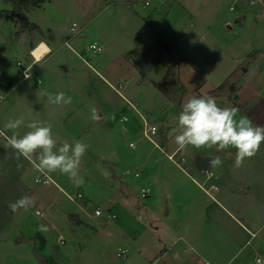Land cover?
<instances>
[{
  "label": "rangeland",
  "instance_id": "1",
  "mask_svg": "<svg viewBox=\"0 0 264 264\" xmlns=\"http://www.w3.org/2000/svg\"><path fill=\"white\" fill-rule=\"evenodd\" d=\"M9 9L11 5L0 0V11ZM262 11L264 0L254 4L249 0H46L41 7L27 12L28 21L37 29L20 28L14 16L0 17L2 127L9 119L23 117L25 125L39 120L52 125L58 146L77 140L88 145L80 166L82 184L77 185L57 171L48 174L55 184L37 185L33 183L37 172L29 161L26 160L21 171L3 167L14 150L5 148V139L0 138L3 158L0 184L19 173V192L31 190L30 196L35 200V205L27 211L21 209L14 213L0 231V264H42L25 239L42 224L52 234V242L49 251L39 253L53 257L50 261L54 260V264H162L160 234L153 227L163 223L173 227L179 219L175 213L177 180L179 186L188 188V196L195 198V204L189 205L190 215L200 216L199 210L205 206V213L212 216L210 207L213 199H219V193L209 190L212 199L184 177L183 172H190L185 166L187 149L174 155L181 168L167 155L178 146L175 135L182 105L189 98L216 87L237 64L256 51L258 56L249 64L244 63L242 71L245 70L244 78L250 84L264 90ZM73 23L75 30L71 31ZM159 37L173 44L185 58L179 75V85L185 89L182 95L178 93L175 102L166 98L153 83L162 80L165 66L150 57L144 59L145 64L138 55ZM38 40L46 41L52 51L42 66H32L30 78H23L21 69L30 62L27 61L28 44ZM91 44L103 51H93ZM44 81L48 86L45 97L41 96ZM59 92L70 96L72 104L56 105L48 101L47 94ZM127 100L133 103L134 109ZM222 100V108L232 107L229 100ZM92 107L97 110L95 119L90 111ZM138 113L156 126L157 131L151 135L153 142L143 136V122ZM250 115L252 112L247 117L254 125L264 121V112L257 114L256 121L260 123ZM123 116L126 120L121 119ZM163 119H168L172 127L168 151L159 140L157 126L163 124ZM5 131L8 136L13 134ZM16 131L23 135L28 129L22 125ZM131 142L134 148L129 146ZM254 157L259 160L255 165L261 167L259 178L240 174L241 168H234L233 163V168L226 170L230 171L229 184L222 191L234 188L237 191L242 177L246 184H254L245 198L233 195V201L241 207L231 209L229 203L220 199L244 223L247 218L252 222L250 219L257 220L264 215L251 210L256 204L264 203V143ZM134 171L140 177H134ZM143 173H147L148 178L144 179L149 184L141 177ZM142 187L147 188V196H143ZM78 193H81L79 197ZM40 209L44 217L35 214ZM168 209L171 212L166 215ZM95 210L100 211L99 216L94 214ZM68 213L79 215L78 224L68 223ZM78 219L69 216V221ZM55 221H64L65 229L59 232L54 226L57 232H53ZM254 224L250 226L252 232L256 231ZM257 233V237L242 234L248 241L246 244L240 240L232 244L223 238L210 244L212 258L222 264H254L255 253L264 255V247L259 243L261 231ZM59 234L62 236L58 237ZM5 238L11 244L15 238L22 241L13 247L5 246ZM123 249L127 250L126 257L120 258L117 253ZM185 254L189 257L187 264H197L196 251Z\"/></svg>",
  "mask_w": 264,
  "mask_h": 264
},
{
  "label": "crops",
  "instance_id": "2",
  "mask_svg": "<svg viewBox=\"0 0 264 264\" xmlns=\"http://www.w3.org/2000/svg\"><path fill=\"white\" fill-rule=\"evenodd\" d=\"M231 8L232 7H230V9ZM226 24L227 26H230L229 21H226ZM40 41L42 40H38L36 42L30 41V43L28 44L29 47H28V53H27V61H30L29 63H31V60L33 59L32 56L29 54V50L37 46V44ZM142 52L143 51H140V53ZM30 57L32 59H30ZM182 58H183L182 62H185V58L184 57ZM143 61H144L143 63L147 64L146 60H143ZM182 62L179 64L178 82H180L179 75L181 72ZM236 66H238V64ZM234 68L232 69V71L234 70ZM35 70H37V68ZM205 79L206 78H203L204 82L206 81ZM44 80H46V78ZM248 81H249L248 79L244 78L243 81L237 85L236 92L233 96L234 103L232 101H229V102L231 103L232 107H236L240 110L238 112L239 117L247 116L248 112L249 113L252 112V115L250 116H252L253 119L256 121L257 116H258L257 114L260 115L261 112H264V90L260 89V87L258 86H254L250 84ZM153 83L156 84L155 81H153ZM181 86L184 88L182 84ZM47 87L48 86L45 84V81H44V87L41 88L42 90L41 96L43 97L46 96ZM1 89L4 90L3 85H1ZM205 93H200L197 95H204ZM178 95L179 94H177V97ZM214 98L216 100L217 105L222 108L223 103H224L222 102L223 101L222 99H225V98H217V97H214ZM176 99L171 100V102H175ZM146 112L148 114H151L149 110H146ZM99 116H101L100 113H99ZM256 122L260 123V121H256ZM253 124L255 123L253 122ZM260 125L264 126V121H262ZM157 127H158V130H160L159 140L162 143V145L167 148V151H168L169 141L172 137L170 136L172 127L171 125H169L168 119H163V124ZM5 130L6 129H4L0 123V131H3L4 134L7 135V131ZM0 138L4 139V136H0ZM177 149H178V146L175 149H173L170 153L174 152ZM186 149H187V152H186L187 160L185 162V166L190 170V172L189 173L183 172L184 177L190 179L191 182L198 187V189H200L202 192L210 196L212 199L214 197L211 195L209 190H212L217 194L219 193L218 195L219 199L218 200L213 199L214 200L213 204L210 207L211 209H213V212H214V213H211L212 216L211 215L209 216L207 213H205L206 211L205 206H202L200 208L199 210V212L201 213L200 216L197 215L198 213L194 215L192 214L190 215L189 205L195 204L194 202L195 198H191V195L188 196L189 195V191H187L188 188H186L185 186L182 187V184L179 186L180 183L177 180L178 185L177 187H175V196L177 195L178 197H176L177 200L175 202L176 204L175 213L179 215V219L176 221L175 224H173V227H171L170 225H164L165 223H163L162 225H155L153 227L155 232H158L160 234L158 240L162 244V248L160 250V259L162 260V264H187L189 261L188 260L189 257L187 258L185 253L191 252V251H196V254L198 256L196 260L197 264H222V263H219L218 261H214V258H212V253L210 252L212 250V247L210 244L218 242L222 238L232 244L237 243L238 240H240L239 242H244L242 244H246L248 241L245 240V237L242 235L244 233L248 235H250V233L255 234L253 237H257L258 236L257 232L261 231V236H259V243L262 247H264V215H262V217L257 220L250 219L252 222H250L247 218L246 223H244L243 221H240L238 218H236L232 213H230V211L224 205H222V201H220L221 199L223 200V202L229 203V205L231 206V209H234V208L238 209V207L239 208L241 207V204L240 206H238L237 204L239 202L233 201V195L238 194L239 196H242L243 198H245L246 195H248L250 192L249 187L254 186L253 183L246 184L245 178L242 177L241 179L243 180L237 183V187H238L237 191H235L236 190L235 188L232 189V191H228V192L222 191L223 186H228L229 184L228 180L230 176L228 175L230 171H226V170L233 168L231 165L232 163L234 164L236 151L232 149L217 151L215 147L195 148L193 146H188ZM198 157H202L207 160L208 164L206 165L204 169L198 170L195 167V159ZM217 157L221 159L222 165L220 167L210 166V161ZM256 160L259 161L256 157H253L251 159H246L244 161L243 166L241 167L239 171L240 174L249 175L252 178H255L256 176L257 177L260 176L262 174V172L260 171L261 167L255 165ZM249 168L253 170L247 171ZM141 175H142V172H141ZM141 177L143 179L148 178V175L147 173H143V176ZM223 179L225 180L224 182H223ZM144 182L146 184L150 183V182L148 183L146 179H144ZM51 184H55L54 181ZM161 184H164V182L161 181ZM204 186H207L208 188H205ZM161 189H164L163 185L161 186ZM178 190L180 191V193H178ZM78 194H81V193H78ZM256 205L257 206H253L251 210L264 212V203L260 202V204H256ZM79 210L82 211L81 209ZM243 211H246V210H243ZM170 212H171L170 209H168L166 211V215H169ZM70 215L75 216L77 219L79 217V215L77 214H70V213L66 214L68 223L69 224L71 223L72 226L78 224L80 218L78 219V221H75V220L69 221ZM181 220H183V222H181ZM63 222L64 221L60 222L62 223L60 224L58 221H55L52 227L54 230L53 232L55 231L57 232V230H59V232L60 230H64L65 228L63 227V224H64ZM81 222H84V221H81ZM253 224L256 226V231L254 232L250 230V226H252ZM54 226L56 227L57 230L54 229ZM49 232L50 231L42 224L36 227L31 233H28L25 239L27 242H29L33 246V248L35 247L37 252H40L42 250L49 251V247L51 246V242H52V234H50ZM61 236H62L61 234L58 235V237H61ZM3 240H4L3 244L5 246H11V247H13L12 245L14 243L18 244L22 241L21 238H18V239L15 238V240L12 242L13 244H11L8 242L6 238ZM256 255L257 254L255 253L254 256ZM44 257L46 258L49 264H54V262H52L54 260L51 259L52 261H50V258H53V257H51L50 255H46ZM253 258L254 257H252V261H253Z\"/></svg>",
  "mask_w": 264,
  "mask_h": 264
},
{
  "label": "clouds",
  "instance_id": "3",
  "mask_svg": "<svg viewBox=\"0 0 264 264\" xmlns=\"http://www.w3.org/2000/svg\"><path fill=\"white\" fill-rule=\"evenodd\" d=\"M75 30L73 25L70 29ZM96 51H103L96 45L92 46ZM52 51L45 41H40L32 50L33 61L27 68L25 78H30L33 65H41L45 57ZM48 101L56 105H70L72 98L64 92L55 95L47 94ZM0 99H3L0 96ZM92 118H96L95 107L90 109ZM240 110L236 107L221 108L212 96H199L189 98L183 105L178 116V134L175 135V143L180 150L189 145L195 148L215 147L217 151L236 149L234 168H241L246 159L253 158L264 143V126L254 125L247 116L237 119ZM24 125L28 131L23 135L17 133ZM4 129L12 131L4 136L5 148L15 151L17 159L23 157L33 163L34 167L43 175L59 171L74 180L77 185L84 182L80 175V166L83 156L88 150V145L80 140L74 143L62 142L58 146V140L53 136L52 125L39 120H33L26 125L24 118L9 119L4 124ZM35 157V160L33 159ZM38 161V162H37ZM222 161L219 157L210 161V166L220 167ZM39 182V177H37ZM35 205L32 196L24 195L8 207L12 213L18 210L27 211ZM255 264H264V258L257 257Z\"/></svg>",
  "mask_w": 264,
  "mask_h": 264
},
{
  "label": "trees",
  "instance_id": "4",
  "mask_svg": "<svg viewBox=\"0 0 264 264\" xmlns=\"http://www.w3.org/2000/svg\"><path fill=\"white\" fill-rule=\"evenodd\" d=\"M2 2L9 3L11 9L1 10L0 17H16L19 20L20 28L34 30L37 26L34 23L28 21L27 12L35 8L41 7L46 0H1ZM259 51L248 56L242 63L238 64L234 70L215 88L211 89L204 95L199 96H212L217 98H225L229 101L233 100V96L236 92L237 85L244 79L245 70L242 71V65L244 63L249 64L251 60L258 56ZM139 57L144 60L146 57H150L151 60L162 63L165 66V72L160 82L155 86L159 91L168 99L174 100L177 98V94L181 92L183 94V87L179 85L178 73L179 64L183 61V58L177 52L176 47L159 37L155 42L150 43L144 52L138 53ZM245 69V68H244ZM3 158L0 157V160ZM26 159L20 157L17 159L15 151L8 157L7 162L3 163V167L11 166L15 171H21L24 168ZM12 172L14 175L16 172ZM20 174L17 173L13 179H8L0 184V231L2 228L10 222L14 213L9 210V203L16 201L24 195L32 193L31 190H25L22 194L19 192L17 184L19 182ZM34 254L38 257L42 264H49L46 258L33 248Z\"/></svg>",
  "mask_w": 264,
  "mask_h": 264
},
{
  "label": "built area",
  "instance_id": "5",
  "mask_svg": "<svg viewBox=\"0 0 264 264\" xmlns=\"http://www.w3.org/2000/svg\"><path fill=\"white\" fill-rule=\"evenodd\" d=\"M255 1L261 2L262 0H250L249 3L254 4ZM146 4H147V2H146ZM262 15H264V11H262ZM73 25L75 26V24L73 23V24L70 26V29L72 28ZM93 45H96V44H91V45H90V48H91L93 51H96V49L92 47ZM96 46H97V45H96ZM35 47H36V46H35ZM35 47H34V48H35ZM97 47L100 48L99 46H97ZM32 50H33V49H32ZM32 50H30V54H31ZM32 58H33V57H32ZM32 61H33V60H32ZM31 64H32V62L29 63L27 66H25V67H23V68L21 69V75L23 76V78H25V73H26V71H27V68L30 67ZM17 65H18V66H21V64H20L19 62L17 63ZM30 74H31V72H30ZM120 86H121V85H120V83H119V84H118V87H120ZM112 88H113L116 92L119 93V91H118V89H117L116 87L112 86ZM127 102H128V105H129L131 108H133V109L135 108L134 105H133L131 102H129L128 100H127ZM138 114H139V116L141 117L142 122H143V129H142V134H143V136H144L145 138L149 139L150 141H152V139H151V135L155 134V132L157 131L156 126L153 125V124H149V123L145 120V118H144L140 113H138ZM121 119L126 120V118H125L124 116H123ZM152 142H153V141H152ZM155 145H156V144H155ZM129 146L132 147V148H134V147H135V144L131 142V143H129ZM156 146H157V145H156ZM179 150H180V149L178 148V149L175 150L173 153L168 154L167 157H168V159L171 160L175 165H177L178 167L181 168V164L178 163L177 161H175V159H174V155L177 154V153L179 152ZM181 159L183 160V158H181ZM26 160H27V159H26ZM27 161H29V160H27ZM29 162H30V161H29ZM30 163L33 165L32 162H30ZM33 167H34V165H33ZM34 169H35L36 172H37V174H36V175L34 176V178H33V183H34V184H37V185H45V184L53 183V180L50 178V176H49L48 174L45 176V175L41 174V173H40L35 167H34ZM133 175H134V177H137V178L140 177V173L137 172V171H134V172H133ZM37 177H39V182H37ZM141 192L143 193V196H147V195H148V190H147V188L142 187V188H141ZM80 195H81V194H78V197H79ZM68 198H69V199H72V198L69 197V196H68ZM35 214H36V215H39V217H44V212H43V211L36 210V211H35ZM94 214H95L96 216H99V215H100V211H99V210H95V211H94ZM251 235L254 236L255 234H251ZM126 252H127V250H126V249H123V250H121V251H119V252L117 253V256L120 257V258H125V257H126ZM257 257L264 258V255L257 254L256 256H254V258H253L254 264H255V262H256Z\"/></svg>",
  "mask_w": 264,
  "mask_h": 264
},
{
  "label": "water",
  "instance_id": "6",
  "mask_svg": "<svg viewBox=\"0 0 264 264\" xmlns=\"http://www.w3.org/2000/svg\"><path fill=\"white\" fill-rule=\"evenodd\" d=\"M207 164H208V162H207V160L205 158L198 157V158L195 159V167L198 170L204 169Z\"/></svg>",
  "mask_w": 264,
  "mask_h": 264
}]
</instances>
